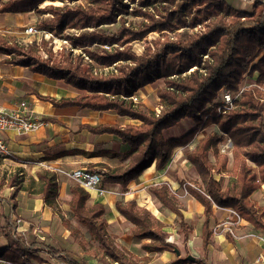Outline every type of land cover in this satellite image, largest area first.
I'll list each match as a JSON object with an SVG mask.
<instances>
[{
  "label": "trees",
  "instance_id": "trees-1",
  "mask_svg": "<svg viewBox=\"0 0 264 264\" xmlns=\"http://www.w3.org/2000/svg\"><path fill=\"white\" fill-rule=\"evenodd\" d=\"M55 1L77 0H0V14L40 15L36 29L66 41L61 52L54 51L44 38L40 43L24 44L14 36L0 35V53L9 56L11 64L64 80L85 91L73 99L52 101L57 107L114 110L120 117L139 122L124 127L91 128L94 133L114 134L131 147L125 158L129 160L127 164L118 168L102 166V171L94 169L91 172L100 174L103 185L127 188L152 165L157 171L163 170L176 149L187 147L200 131L215 126L217 133L205 134L187 154L188 161L198 171L200 184L197 188L186 186V189L204 206L208 219L216 205L233 210L242 220L264 230V208L257 207L252 200V195L264 185V0H250L253 2L251 11L238 9L227 0H88L87 7L53 4L41 7ZM129 5H135L132 11ZM127 15L143 19L137 25L127 26ZM116 24L119 27L115 32L101 31L104 26ZM73 30L80 32L76 35L71 33ZM151 33H159L160 38L138 55L131 43ZM171 33L175 36L171 37ZM167 54L187 61L184 73L194 70L190 74L163 77L161 66ZM97 68L108 71L99 74ZM256 74V86L244 90L234 108L220 112L216 101L221 91L237 93L245 76ZM142 76L143 81L140 80ZM161 78H164V85L157 90L160 113L144 105L137 113L132 100L134 94ZM185 119L193 120L196 129L179 139L167 140L164 131ZM228 139L232 145L230 153L223 152L220 147ZM20 174L16 171L8 181V188L14 191L12 201L24 188ZM37 176L39 194H43L48 206L57 209L58 173L43 169ZM226 177L231 182L223 189ZM34 181L30 179V183ZM2 184L0 182V192ZM150 192L164 209L183 219L177 196L167 184L150 187ZM70 193L72 215L98 244L91 247L99 259L97 262L136 264L110 236L104 218L105 206L88 205L90 193L79 185L72 186ZM115 206L134 226L135 240L139 243L149 241L144 244V250L174 252L176 247L167 242L169 234L164 231L163 223L149 210L138 207L134 200L117 201ZM5 208L3 235L8 246L0 250V264H25L24 259L42 263L32 251L61 256L71 264H78L59 249L38 241L29 242L17 230L14 204L8 202ZM180 226H184L183 222ZM207 227L208 220L204 229ZM81 244L87 248L85 241ZM187 262L181 259L176 264Z\"/></svg>",
  "mask_w": 264,
  "mask_h": 264
},
{
  "label": "crops",
  "instance_id": "crops-1",
  "mask_svg": "<svg viewBox=\"0 0 264 264\" xmlns=\"http://www.w3.org/2000/svg\"><path fill=\"white\" fill-rule=\"evenodd\" d=\"M227 2L241 10H249L253 5L250 0H227ZM40 21L41 16L35 13L0 14V35L14 36L23 41L26 27L37 25ZM8 59L9 56L0 53V107L11 110L16 108L20 102L25 101L29 104L32 113L43 124L32 133H18L11 130L4 134L5 142L14 157L2 159L0 168L19 171L24 180V188L17 194L14 201L11 200L14 194L12 188H7L6 191L3 189L0 192L4 193L2 196L4 200L0 204V250L8 246L3 235V215L6 203L14 204V219L21 221L17 230L31 243L38 241L46 244L43 242L44 237L40 234L42 231H52V221L55 226L58 208L63 209V206L68 205L67 210L71 212L69 209V203L72 200L70 188L77 185L75 181L63 174H58L59 203L57 209H54L46 204L43 194H39L38 172L43 169L56 172L62 170L70 172L75 169L102 171V166L121 167L128 163L129 160L125 158L131 147L114 134L94 133L91 128L139 124L136 120L120 117L114 110L93 111L73 106L57 107L52 101L73 99L84 94L85 91L64 80H55L34 73L26 67L11 64ZM151 88V84L144 86L137 93L146 107L149 103L146 97ZM156 98L158 102V97ZM179 124L175 126V133H170L169 136L166 130L164 131V137L167 140L179 139L194 130V127L186 130L181 127V123ZM210 127L200 131L187 147L176 149L172 159L163 170L157 171L152 165L127 188L120 185H103L107 190L104 196L89 192L88 205L103 204L105 206L104 218L108 224L110 236L118 247H120L119 244L122 245L123 242L127 243L129 240V247L124 248L130 251L135 263L136 256L144 261L143 264H176L178 260L188 257H193L194 262L188 261L182 264H264L263 229H257L241 219L239 225L233 227L235 235L225 232L218 226L236 221L238 214L231 209L218 208L213 205L212 214L208 219L204 206L186 189L189 184L195 188L200 184L198 171L188 161L187 154L197 146L205 134L214 132H208ZM31 178L35 180L33 183H30ZM230 182V178L226 177L223 189H226ZM161 184H167L177 196L183 214L182 220L174 212L164 209L159 200L150 192V187ZM131 200L136 201L138 207L149 210L163 223L164 231L169 234L167 242L180 251V256L168 251L149 253L144 250V247L141 254L131 250L130 245L138 248L149 242H137L132 235L134 226L116 210L117 201L125 203ZM252 200L257 207L264 208V185L252 195ZM73 220L79 223L74 216ZM206 220H208V227L204 229ZM181 222H183V227L180 226ZM79 225L82 226L80 223ZM111 228L116 229L117 233L128 229L131 238L117 237L111 234L112 232L110 233ZM206 233L209 234L208 237ZM132 239L137 244L134 245ZM31 253L39 256L43 260L42 264H50L44 257L43 253L46 254V252L32 251ZM52 262L68 264L56 262L55 259Z\"/></svg>",
  "mask_w": 264,
  "mask_h": 264
},
{
  "label": "rangeland",
  "instance_id": "rangeland-1",
  "mask_svg": "<svg viewBox=\"0 0 264 264\" xmlns=\"http://www.w3.org/2000/svg\"><path fill=\"white\" fill-rule=\"evenodd\" d=\"M177 1H179V0H177ZM52 4L54 6L69 5L71 7L79 6V5L87 7L89 5L88 0H77L75 2H70V3L60 2V1H55L54 3L46 2L41 7H47V6H50ZM134 6L135 5H129V10L132 11ZM157 6H159V5H157ZM232 6L238 8L235 5H232ZM150 10L152 11V8ZM249 11H251V6H250ZM47 17L49 18V16H47ZM125 18L128 21L127 26H129L130 24L133 26L137 25L143 19L142 17L137 18V17H134L132 15H127ZM35 25L33 24L31 26H27L26 29L33 27L36 31H38L36 29ZM118 27H119L118 24L110 25V26H104L101 29V31L102 30H108L110 32H115L118 29ZM90 30L93 31L95 29H90ZM198 30H199V28L195 29V32ZM180 31H182V30H180ZM79 32L80 31H75V30L71 31V33H75L76 35L79 34ZM170 36L174 37L175 34L171 33ZM43 38L45 40L49 41L51 46L54 47V51H56V52H61L62 49L64 48V46L67 45V42L64 41L63 39H56L50 34H44V33L39 32V31L37 34H33V35H27L25 32V38L22 39L23 40L22 42H24V44H30L33 41H37L38 43H40ZM159 38H160L159 33H151L148 36H146V38H144L142 40L132 42L131 45H132L134 51L138 55H141L144 52V50L146 49V47L152 43V41H154L155 39H159ZM105 48L109 49V47H107V46H105ZM196 51H198V50H196ZM77 53H78V51H75V54H77ZM42 55L45 56V53L42 52ZM186 67H187V61L186 60L180 61L178 59L173 58L171 55L167 54L165 56V62L164 63L162 62V66H161L162 75H163V77H167V76L175 77V76H178L180 74H183V75L190 74L194 70V69H191L190 71L184 73ZM102 71L106 72L108 70H102V68L96 69V72L99 74H102ZM256 79H257V74L255 76H250V75L245 76L243 83L241 84V90L237 93H233L234 96L239 94V96L236 100H239V98L241 97L242 92L244 90L256 86ZM140 80L143 81L144 76H142V78ZM163 85H164V78H161L158 81L151 84L152 88L149 92V95H147V97H146V98H148V102H149L147 105L148 107H146L145 104L142 102L141 97H139V95L137 94L138 92H136L134 94L133 97L138 98L137 103H135L133 101V103L136 105V112L137 113H139V111L141 110V105H144L146 108L151 109L158 114L160 113V107L158 106L156 96H157V90L160 87H162ZM224 92H225L224 90L221 91L219 98L216 101L218 106L221 104L222 94ZM155 94H156V96H155ZM234 107L235 106L231 107L230 109H232ZM230 109H228V110H230ZM222 113H223V111H222ZM180 123L182 125L181 127H183L186 130H189L190 128L192 129L193 127H194V129H196L195 127H197V124L193 120H190V119H187V120L185 119V120L181 121ZM209 129H210L208 131L209 133L213 132V131L217 133V131H218L215 126H211ZM175 130H176V127L171 129V130H166L167 136H169L170 133H175ZM227 142L228 141L223 142L220 145L221 150L223 152H229L230 151L229 150V143H227ZM14 172L15 171H12V170L9 171L6 168H0V182H3L2 189H4V191H6L7 188L9 187L8 181H9L10 177L15 174ZM27 182L29 183L28 180H27ZM3 195H4V193H0V199H1L0 204L4 200L2 198ZM67 206L66 205H65V207L63 206V209L58 208V211H56L57 212V216L55 217L56 224L54 226L53 221H52V228H53L52 231H48V232L42 231L41 232L40 236L44 237L45 241H43V242L46 243L44 245H48L55 250L59 249L60 251H63L64 253H66L68 259H73L78 264H101V263L97 262V260H99V259H98V257L95 256V251L93 249H91V247L97 246L98 244L91 239V236L88 233L86 228H84L83 226H80L77 221L73 220V216L70 214L71 212H69L67 210L68 209ZM109 230H110V233L112 232L111 234L117 235V237L124 236L127 238H131V233H130V230H128V229L120 231V233H117L118 231L116 229L114 230V228H111ZM50 232H52V233H50ZM82 241H85L87 243V245H86L87 248L82 247V244H81ZM132 241H133L134 245L137 244V242H135V240L132 239ZM34 242H37V241H34ZM128 242H129V240H127V243L123 242L122 245L119 244V246L121 247V249L125 250L126 252H128L130 254V251L128 249L124 248V247L128 246ZM130 247H131V250L134 251V253L138 252L141 254V252L143 251V246H138V248H137L133 245H130ZM135 249H137V250H135ZM43 254H44V257L47 260V262H49L50 264H54L52 262L53 259H55L56 262L71 264L70 262L66 261L61 256H54V255H50V254L47 255V253L46 254L43 253ZM135 259H136V263H138V264L139 263L143 264L142 262H144L143 260H140L136 256H135Z\"/></svg>",
  "mask_w": 264,
  "mask_h": 264
},
{
  "label": "built area",
  "instance_id": "built-area-1",
  "mask_svg": "<svg viewBox=\"0 0 264 264\" xmlns=\"http://www.w3.org/2000/svg\"><path fill=\"white\" fill-rule=\"evenodd\" d=\"M37 33L38 31H36L33 27H30L26 30L27 35H33ZM238 96L239 94L234 96L232 93L224 92L222 94V101L218 107V110L220 112H225L231 107H233ZM132 100L135 103L138 102L137 97H132ZM42 124L43 123L39 121L36 116L32 113L29 104L25 101L20 102L16 108L11 110L0 107V163L2 159H11L14 157L4 139V134L6 132L13 130L18 133H32L38 130L42 126ZM227 141V143H229L230 150L232 146L231 141L230 139H228ZM227 153H230V151ZM48 170L54 171L51 169ZM56 173L63 174L64 176L72 179L77 185L84 188L90 193H96L98 196H104L107 193V190L102 184V178L98 173L87 171L84 169H75L70 172L62 170L57 171ZM189 186L191 185L189 184ZM17 222L18 224H20L21 221L17 220ZM240 222L241 218L237 215L236 221L226 222V225H220L218 226V228H222V230H224L225 232L235 235L233 227L239 225ZM24 260L25 264H42L34 260Z\"/></svg>",
  "mask_w": 264,
  "mask_h": 264
},
{
  "label": "water",
  "instance_id": "water-1",
  "mask_svg": "<svg viewBox=\"0 0 264 264\" xmlns=\"http://www.w3.org/2000/svg\"><path fill=\"white\" fill-rule=\"evenodd\" d=\"M174 252H175L178 256H180V251H179L177 248L174 250ZM187 260H188V261H191V262H194L195 259H194L193 257H188Z\"/></svg>",
  "mask_w": 264,
  "mask_h": 264
}]
</instances>
